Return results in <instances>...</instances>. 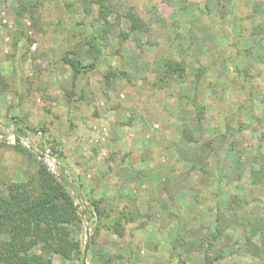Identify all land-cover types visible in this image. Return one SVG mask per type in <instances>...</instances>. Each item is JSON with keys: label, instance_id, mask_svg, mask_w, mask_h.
<instances>
[{"label": "rangeland", "instance_id": "374dc122", "mask_svg": "<svg viewBox=\"0 0 264 264\" xmlns=\"http://www.w3.org/2000/svg\"><path fill=\"white\" fill-rule=\"evenodd\" d=\"M0 72V189L79 205L55 264H264V0H0Z\"/></svg>", "mask_w": 264, "mask_h": 264}, {"label": "trees", "instance_id": "16d2710c", "mask_svg": "<svg viewBox=\"0 0 264 264\" xmlns=\"http://www.w3.org/2000/svg\"><path fill=\"white\" fill-rule=\"evenodd\" d=\"M71 64L76 76L81 71L78 62ZM184 69L181 60L167 64L170 77L182 76ZM2 82L0 72V92ZM200 107L199 122L204 117V107ZM252 174L256 172L253 170ZM87 209L97 219L114 211L95 201H90ZM80 221L79 205L66 183L41 164L37 172L28 174L25 184L13 183L0 189V235L8 236V239L0 236V264H55L50 258L52 253L72 259L74 253L80 254L79 241L72 237L73 228ZM117 228L119 231L123 227ZM36 247L42 253L34 251Z\"/></svg>", "mask_w": 264, "mask_h": 264}]
</instances>
